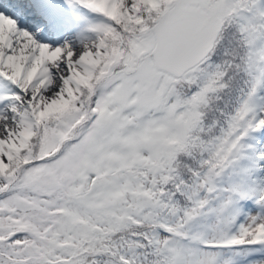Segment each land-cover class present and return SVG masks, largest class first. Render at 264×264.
I'll use <instances>...</instances> for the list:
<instances>
[{
  "label": "snow or ice",
  "instance_id": "1",
  "mask_svg": "<svg viewBox=\"0 0 264 264\" xmlns=\"http://www.w3.org/2000/svg\"><path fill=\"white\" fill-rule=\"evenodd\" d=\"M0 264H264V0H0Z\"/></svg>",
  "mask_w": 264,
  "mask_h": 264
}]
</instances>
